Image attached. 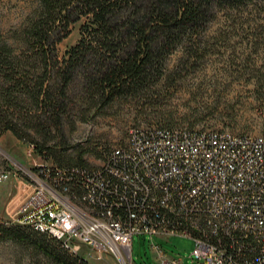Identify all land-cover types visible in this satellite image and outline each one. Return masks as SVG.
Returning <instances> with one entry per match:
<instances>
[{"label":"rangeland","instance_id":"rangeland-1","mask_svg":"<svg viewBox=\"0 0 264 264\" xmlns=\"http://www.w3.org/2000/svg\"><path fill=\"white\" fill-rule=\"evenodd\" d=\"M139 4L143 12L155 6L174 8V0H140ZM39 11V0H0V40L13 48L14 55L29 53L23 33ZM90 24L89 17L81 16L70 24L67 36L49 49V106L36 107L28 95L19 92L21 83L33 87L41 69L27 65L15 76L20 100L11 112L29 139L0 132V171L10 173L0 181V224L17 228L18 237L0 238V264H55L35 246L53 245L52 237L34 234L15 222L19 206L35 189L49 186L37 172L41 167L59 161L74 164L78 159L97 167L112 147L124 144L135 127L264 135V0L240 5L210 2L204 22L164 48L154 49L147 78L135 88L117 90L118 94H101L98 72L103 62L131 53L132 42L118 40L116 56L88 52L68 71L70 81L59 97L58 72L67 69L70 49L88 39L83 26ZM41 145L48 149L47 158L37 152ZM152 243L181 264H197L191 257L192 239L142 234L133 236L132 263L126 264H158ZM69 245L63 244L87 264H122L106 245L100 256L86 246Z\"/></svg>","mask_w":264,"mask_h":264},{"label":"built area","instance_id":"built-area-1","mask_svg":"<svg viewBox=\"0 0 264 264\" xmlns=\"http://www.w3.org/2000/svg\"><path fill=\"white\" fill-rule=\"evenodd\" d=\"M37 172L49 183L15 222L132 263L135 234L193 240L197 264H264V135L132 128L97 167ZM10 173L0 171V181ZM158 264H181L151 244Z\"/></svg>","mask_w":264,"mask_h":264},{"label":"trees","instance_id":"trees-1","mask_svg":"<svg viewBox=\"0 0 264 264\" xmlns=\"http://www.w3.org/2000/svg\"><path fill=\"white\" fill-rule=\"evenodd\" d=\"M247 1L252 0H174V8L163 9L155 6L143 12L140 0H39L38 16L23 33V42L29 53L14 55L13 48L0 40V132L10 131L22 141L29 139V134L20 129L11 112L20 100L17 96L19 81L15 76L23 72L27 65L41 69L42 74L34 77L33 87L21 83L19 92L28 95L36 107L49 106L46 105L49 104L50 98L49 85H46L49 49L53 50L56 41L67 36L70 24L81 16H87L91 20L89 26H83V32L88 39H81L68 52L69 58L65 62L67 69L65 72H58L57 78L62 84L59 97L63 95V90L70 81L68 71L70 72L77 61L84 58L88 52L116 56L118 40L127 39L132 42L131 53L128 52L126 56L117 57L108 63L103 62V67L98 72L97 80L101 94H118L117 90L122 91L127 86L135 88L138 82L147 78L144 76L149 67L153 66L151 55L154 49L164 48L188 29H197L207 18L210 2L240 5ZM59 33L62 35L54 40L53 37ZM37 152L44 158L48 157L44 155L48 154L44 145L37 146ZM53 167L67 170L91 168L82 159H78L74 164L59 161L58 165L49 167L47 172L54 174ZM24 227L34 234L47 235ZM16 230L17 228L10 229L0 224V238H18ZM51 240L53 245L35 243V246L55 264H87L71 254L60 241L54 238Z\"/></svg>","mask_w":264,"mask_h":264}]
</instances>
